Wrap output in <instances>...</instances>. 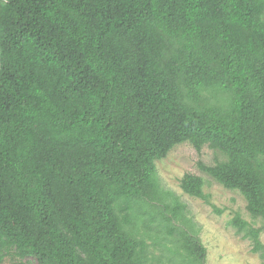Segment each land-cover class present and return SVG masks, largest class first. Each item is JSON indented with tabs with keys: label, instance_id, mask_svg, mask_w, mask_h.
Instances as JSON below:
<instances>
[{
	"label": "trees",
	"instance_id": "16d2710c",
	"mask_svg": "<svg viewBox=\"0 0 264 264\" xmlns=\"http://www.w3.org/2000/svg\"><path fill=\"white\" fill-rule=\"evenodd\" d=\"M183 142L221 152L199 168L264 219V0H0V264H207L158 180ZM204 185L181 181L222 213ZM231 224L264 264V227Z\"/></svg>",
	"mask_w": 264,
	"mask_h": 264
},
{
	"label": "rangeland",
	"instance_id": "374dc122",
	"mask_svg": "<svg viewBox=\"0 0 264 264\" xmlns=\"http://www.w3.org/2000/svg\"><path fill=\"white\" fill-rule=\"evenodd\" d=\"M209 104H223L226 94L214 97L204 94ZM225 156L218 151L204 146L198 151L190 142L175 145L168 155L158 160L157 173L160 188L165 195V202L173 207L176 203L184 206L182 213L186 221L181 220L185 228L195 232L207 248V264H263L259 254L252 251L248 238L237 233L231 220L236 214L252 223L255 227H264L263 218L253 217L247 210V202L239 190L228 189L210 175L203 172L198 163L203 161L213 165L224 160ZM186 173L201 176L204 181V192L210 195V201L222 213L214 210L204 199L186 193L181 181ZM141 232H145L150 245V257L154 262L170 263L176 260L175 245L169 235L158 227L157 222L147 227L137 221ZM261 238L264 242V230ZM3 264H38L35 258L19 259L9 255Z\"/></svg>",
	"mask_w": 264,
	"mask_h": 264
}]
</instances>
